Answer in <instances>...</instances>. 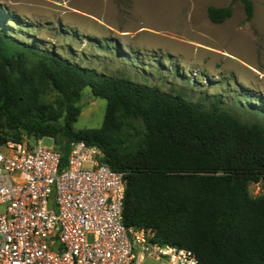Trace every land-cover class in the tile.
<instances>
[{"label":"trees","instance_id":"obj_1","mask_svg":"<svg viewBox=\"0 0 264 264\" xmlns=\"http://www.w3.org/2000/svg\"><path fill=\"white\" fill-rule=\"evenodd\" d=\"M242 2L252 18L253 1ZM5 13L0 5V145L60 139L63 165L72 141L95 145L126 174L127 227L151 229L160 242L193 250L202 264H264V193L250 192L251 183L264 185V120H243L236 102L221 96L209 105L187 100L19 40L8 22L22 21ZM208 15L221 23L232 7L209 6ZM88 86L107 100L105 118L99 128L77 130ZM248 100L236 106L264 117L261 97Z\"/></svg>","mask_w":264,"mask_h":264},{"label":"rangeland","instance_id":"obj_2","mask_svg":"<svg viewBox=\"0 0 264 264\" xmlns=\"http://www.w3.org/2000/svg\"><path fill=\"white\" fill-rule=\"evenodd\" d=\"M252 1L250 19L242 0H0V5L5 15L22 21L8 22L19 40L48 46L99 73L180 92L187 100L205 99L209 105L221 96L225 104L237 105L239 98L264 101V0ZM229 5L232 15L223 22L209 18V6ZM80 105L75 129L101 127L107 100L88 86ZM236 105L243 120H264ZM41 141L60 149V139ZM250 192L263 194V183H251ZM136 264L161 263L146 258Z\"/></svg>","mask_w":264,"mask_h":264},{"label":"built area","instance_id":"obj_3","mask_svg":"<svg viewBox=\"0 0 264 264\" xmlns=\"http://www.w3.org/2000/svg\"><path fill=\"white\" fill-rule=\"evenodd\" d=\"M83 140L68 162L53 146L0 145V264H202L189 248L123 222L126 174Z\"/></svg>","mask_w":264,"mask_h":264}]
</instances>
